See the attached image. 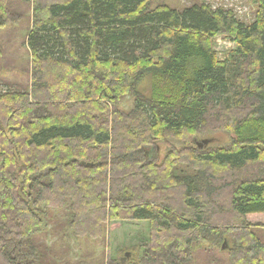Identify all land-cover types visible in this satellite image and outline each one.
Segmentation results:
<instances>
[{"label": "trees", "instance_id": "16d2710c", "mask_svg": "<svg viewBox=\"0 0 264 264\" xmlns=\"http://www.w3.org/2000/svg\"><path fill=\"white\" fill-rule=\"evenodd\" d=\"M152 1L0 0V28L22 2L32 13L29 90L0 93V264H55L35 243L46 212L63 206L74 236L148 223L143 255L109 264H192L196 245L227 234L228 264H264L244 220L264 213V0H251L249 24L205 4ZM217 36L235 46L224 59ZM210 118L230 144L188 140ZM166 139L188 146L157 163ZM253 163L256 175L236 180Z\"/></svg>", "mask_w": 264, "mask_h": 264}, {"label": "rangeland", "instance_id": "374dc122", "mask_svg": "<svg viewBox=\"0 0 264 264\" xmlns=\"http://www.w3.org/2000/svg\"><path fill=\"white\" fill-rule=\"evenodd\" d=\"M22 4L29 8L25 3L22 2ZM152 4L154 6L166 5L178 11L193 4H205L213 10L221 8L231 11L237 20L245 24L251 23L255 12V4L251 0H153ZM26 8L15 9V12L22 13H16L14 18L9 19L10 22L6 26L0 28V93L8 90L28 91L30 87L31 57L27 51L26 36L31 26L32 13L31 11L26 12ZM213 42L214 50L222 59L235 49L234 44L223 36L215 37ZM150 88V79L146 78L139 90L143 95L148 96ZM132 106V99L127 97L117 108L128 113ZM210 119L206 128L188 140L193 143L211 140L208 147H222L230 144L233 135L217 129L218 125L211 123L213 120ZM158 146L159 152L155 159L157 163H161L170 148L178 150L188 145H183L180 140L166 139L165 143H158ZM258 167L257 163L248 165L245 170L235 173L236 180L254 177ZM232 175L234 173H229V176ZM223 198L224 195L222 196L224 202L222 201V204L217 206L218 209L223 208L224 203H227L226 197ZM66 208L67 206H63L47 211L43 218L41 234L36 237L35 244L40 243L46 251L49 250V256L54 259L55 264H109L117 262L127 252L135 254V259H139L145 252L149 243L148 223L112 222L106 225L105 232L98 237L74 236L67 227L69 211ZM226 208L228 209V206ZM223 215L227 217L230 213L227 211L226 215L223 212ZM244 220L250 224L256 236L264 242V213L247 215ZM234 223H238V220ZM212 243H200L193 248L192 264H228L227 251H223V246L225 245L226 249L230 250L233 244L232 237L225 235L220 246H218L220 242Z\"/></svg>", "mask_w": 264, "mask_h": 264}, {"label": "water", "instance_id": "95a60500", "mask_svg": "<svg viewBox=\"0 0 264 264\" xmlns=\"http://www.w3.org/2000/svg\"><path fill=\"white\" fill-rule=\"evenodd\" d=\"M207 143H208V141H206V140H202L201 144L197 143V147L201 148L202 144H203V145H207ZM39 177H40V175H37V176L33 177V178H32V181H34L35 179H37V178H39ZM128 255H129V254L126 253V254H125V257H128ZM121 262H124V258H121Z\"/></svg>", "mask_w": 264, "mask_h": 264}]
</instances>
